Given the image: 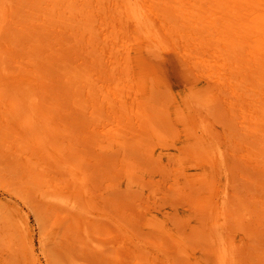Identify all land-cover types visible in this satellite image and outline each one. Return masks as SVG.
Returning a JSON list of instances; mask_svg holds the SVG:
<instances>
[{
  "label": "bare ground",
  "instance_id": "1",
  "mask_svg": "<svg viewBox=\"0 0 264 264\" xmlns=\"http://www.w3.org/2000/svg\"><path fill=\"white\" fill-rule=\"evenodd\" d=\"M0 20L6 26L0 64L10 53L24 63L16 78L0 76V145L18 135L20 148L12 145L11 155L25 153V190L41 193L59 183L43 150L82 179L80 164L62 153L75 143L66 138L70 131L42 106L43 90L60 74L72 105L90 122L87 134L95 124L97 146L124 168L105 193L138 191L142 228L177 243L171 253L159 241L136 237L127 242L133 256L139 259L145 245L150 264H249L258 256L249 244H264V0H0ZM205 87L209 99L202 97ZM14 93L20 98L12 99ZM169 121L180 136L163 131ZM138 128L146 134L133 137L138 141L121 137ZM30 134L40 135L36 147ZM136 147L156 158L149 171L133 160ZM92 189L82 191L86 212L94 208ZM121 214L112 219L125 232ZM71 215L58 214L56 235ZM90 223L82 225L87 237ZM248 230L243 246L240 235Z\"/></svg>",
  "mask_w": 264,
  "mask_h": 264
},
{
  "label": "rangeland",
  "instance_id": "2",
  "mask_svg": "<svg viewBox=\"0 0 264 264\" xmlns=\"http://www.w3.org/2000/svg\"><path fill=\"white\" fill-rule=\"evenodd\" d=\"M147 2L150 3V1ZM2 28H6V26L0 20V29ZM73 60L81 69L82 60L78 57H74ZM6 61L8 68L3 70L2 66ZM16 67H24L23 57L19 53H10L0 64V76L13 79L21 70ZM61 78L60 74H55V78L51 79V83L43 90L42 106L47 112L45 114H53L57 121L64 124L65 128L70 131V136H66V138L75 143L71 147L65 144L62 153L70 156L73 163L80 164L83 173L82 179L73 176L71 178L64 168L59 167V163H55L52 155L43 150V161L49 163L50 168L56 172L54 176H58L56 178L59 179V183L42 189V194H50L43 198L41 193L35 192V187L25 190L22 184L23 175L30 167L21 159L22 154L25 155L24 152L17 153L16 151V156L11 155L12 145L15 146L13 147L15 150L20 148L18 141L15 140V136L18 135L14 134L10 141L8 137L6 143H1L0 264H150L143 259L150 257L149 245L144 246L145 250L142 251L139 259L133 256L134 251L131 252L127 242L133 238L137 241L136 237L154 243L159 241L171 253L177 252L176 241H172L161 233H150L142 228V214L138 210L137 196L140 194L138 191L128 187H117L111 193L108 194L109 191L106 192L107 194L105 193L107 184L118 182L122 178L124 168L117 167L120 164L113 153L97 146V141L102 137L97 133H92L96 127L95 124L91 128L92 131L87 134L90 122L82 117L83 112L77 109L78 106L72 105L70 92ZM19 83L21 82L19 81ZM5 85L7 86V84ZM19 86L20 84L15 86L14 90ZM25 92L28 93V89ZM210 94V88L205 87L202 97L209 99ZM14 98H20V95L14 93L12 99ZM10 100L8 101L10 102ZM188 100L187 98L185 103ZM51 122L53 121L51 120ZM108 123L112 126V121H108ZM169 123V126L166 125V122L163 123V131L170 137L180 136L181 131L178 126L171 121ZM99 128L96 130L98 131ZM144 131L143 128H138V131L132 133L122 132L121 137L125 140L130 139L132 143L138 141L133 137L137 134L142 135ZM197 134L204 137L201 128L197 129ZM142 136H146V134L144 133ZM30 137L33 140V147H36V140L40 139V135L30 134ZM144 143L151 144V150H153L152 140L147 138ZM31 151L32 148H29L28 153ZM149 151H145L144 147H136L131 151L134 155L133 160L148 171L156 163V158L151 156ZM34 157H38V155H34ZM114 157L116 158L115 162H113ZM81 171L79 170V172ZM254 174H251V181L255 180L260 187L261 183ZM103 179L106 182H101ZM23 180L25 179L23 178ZM88 186L93 188L91 192L95 203L94 208L86 212L80 205L84 199L82 191ZM55 194H60L61 197ZM182 200L187 202L184 198ZM51 206L54 207V210L49 209ZM70 207L73 209L68 210ZM120 210L123 212L121 215L128 223L125 232L115 225L112 219V215L119 213ZM70 211L72 218L59 228L60 232L56 235L54 231L57 225H60L58 214L65 216ZM90 221L93 223L94 232L87 237L82 225L84 222L90 223ZM76 222L78 225L75 227ZM67 225H71V228H68ZM249 233L248 230L240 235L243 241L248 240ZM233 236L232 241L236 244L237 236L235 234ZM229 238V235L228 237L223 236L219 242L227 244ZM248 242H242V245L244 246ZM252 244H249L250 251L257 252L258 256L250 258L249 264H264V244L253 242V240ZM28 249L31 255L30 260L27 258ZM162 258L159 257L158 261H161ZM247 263L246 261L245 264Z\"/></svg>",
  "mask_w": 264,
  "mask_h": 264
}]
</instances>
